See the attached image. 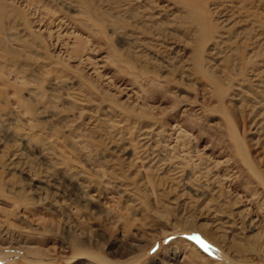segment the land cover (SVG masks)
I'll list each match as a JSON object with an SVG mask.
<instances>
[{
    "label": "rangeland",
    "instance_id": "rangeland-1",
    "mask_svg": "<svg viewBox=\"0 0 264 264\" xmlns=\"http://www.w3.org/2000/svg\"><path fill=\"white\" fill-rule=\"evenodd\" d=\"M126 1L0 0L4 8L3 10L0 8V18L3 15L0 24L5 29L8 30L12 26L16 30L13 28L10 31L11 33L18 32V35L22 34L24 20H29L33 22L31 26L36 31V34L40 36L37 40L28 41L30 42L27 45L29 48L19 47L24 51L22 52L23 54L26 53L31 57L29 59H25L12 51H5L2 48L4 42L0 40V144H5L7 147L13 146L14 143H17L13 136L16 133L27 132L34 135V137L30 138L31 148L36 147L35 151H39L44 159H37L39 158L38 152L31 153L28 149H25L23 153L30 159L28 163L30 165L23 167L25 170L29 169L33 175L49 177L51 183H54V191L59 194V196L58 194L56 196L49 194L47 199L39 200L37 198L39 194L30 192L31 194L28 197H32L33 201L31 200L27 205H21L15 203L14 199L3 196L2 192L0 193V219L5 220L6 218L7 223L12 225L7 230V224L6 226L3 225V227L0 224V243L10 244L11 248L5 251L7 255H0V264H29L23 258V254L28 251L26 248L29 246L34 247V251L26 254H34L35 256H31L33 259H42L39 264H87L74 258L76 251L71 240L75 237L85 242V247L82 249L104 256L107 260L117 264H170L173 262L177 264H219L221 262L219 260L221 258L220 255L223 256V261L232 259L233 248L227 250L222 248L219 251L217 249L214 250L212 246L209 248L215 254L212 257L208 251H204L189 236L182 235L181 232L174 234L173 231L169 230L171 223L180 225L178 219L181 211L173 208H170V211L162 207L159 204L160 202L156 204L158 200L152 197L157 187L152 185L145 175L144 179L143 173L135 178L136 184L141 186H136L141 189L136 191L143 195L138 192L139 196L137 193L134 194L137 201L139 200L135 202V207L133 206L135 211L124 215L122 207L126 204L124 203L126 197L123 193L120 195L121 191L117 190V159H115L117 153L112 154L109 150H106L107 152L104 151L109 144L106 142L101 144L103 136L101 138L98 136L111 132L112 129L102 126L100 127L102 129H99L100 131L92 130V133H82L75 130L78 125L79 113L82 111L80 108H82L81 105L84 102L77 99V101L73 99L71 101V98H66L65 94L74 91L87 96L90 103L84 104L86 109L94 111L95 106H98L103 110L110 111L111 116H113L112 119L120 121L119 125L123 122L120 126L126 129H123V138L127 141L131 138L130 125L126 119L117 115V110L121 108H139L140 106L149 117L158 118V124L165 130L163 134L166 142L164 144H174L173 139L176 143L182 144L180 142L181 139H176V126H181L186 131V134L190 135L186 136L183 146L178 145L179 149L177 151L179 152H176L178 160L174 158L173 164L176 165L174 161H179V165L181 163L183 166L185 165L186 170L195 171L193 166L197 165L194 163L198 162L199 159L204 162V165L215 161L219 163L218 169H216L217 172L213 168L214 166L211 167L212 164H210L208 168L211 169L210 171L213 170L210 173L214 174L216 172L218 176L225 180V186L231 192L240 194L245 200H250V192L257 189V192L262 194V191L248 173L247 168L243 166L244 164H242L239 157L238 144L236 140L234 142L233 140L237 135L240 138L242 137L243 142H245V149H243L247 153L246 155L256 163L260 162L261 159L260 163L264 164V122L260 121L263 118V111L259 106L261 103H257L261 100L259 91L261 89L258 88L259 92H255L257 89L248 87L247 83H239V86L237 85L238 82H241L238 69L243 63L242 59L247 58L242 53L244 49L252 45L251 40L256 41L253 44L260 42V45L263 43L260 45L259 56L252 57L253 61L256 59L254 64L258 63L260 65V57L264 59V53L261 54L262 48L264 50V0H231L230 3L225 2L224 4L228 9H231V6H233V10L237 8L235 12L241 16L240 18L251 15L250 17L254 18L251 22H254L256 26L253 23L250 26L248 22H243V24H238L232 28L231 32L225 34L228 37H236L238 35V39L242 37L249 38L250 44L248 42L245 48L235 46L236 49L239 48V54L236 50L233 52L234 55L231 58L229 56L230 59L227 58V60H225V56L222 58V54H219L220 60L217 63L224 61L216 68L217 74L215 75L219 77V83H217L225 88L229 87V90L222 98L213 91V84H210L211 82L209 81L207 82L206 76L203 78L204 75L194 73L191 60V44L182 30L187 20L182 18L178 12L182 10L180 8L183 0H158V6L152 9L150 8L151 6L147 7L145 5H143L145 6L143 9L142 3L134 1L132 2L133 5L131 4V7H128L125 6ZM200 1L194 0L196 5L202 2ZM218 1L209 2V5L205 4V7L207 6L208 9H211L216 2L217 4L219 3ZM240 1L242 2L238 4ZM68 5L74 8L67 9L68 7L66 6ZM228 5L231 6L229 7ZM235 6L237 7L235 8ZM75 7H78L82 15L79 12L76 13ZM137 8L144 12L145 15L147 14L148 18H152V22L148 23L147 28L138 25L130 26L129 12ZM103 10H107L111 16L116 15L118 17L117 23H110L109 25L107 20L110 18L104 14L101 15ZM88 13L89 15H87ZM104 19H107L106 22ZM255 19L258 24L254 21ZM127 21H129V25L125 24ZM247 23L250 27L254 26L253 30L256 32L253 31L252 33V30H248L246 27ZM259 24L262 28L258 26ZM24 34L26 35V32ZM130 36L131 39L134 36L132 39L134 42L127 38H130ZM0 37H3L1 32ZM20 38L24 39L25 37L20 36ZM28 39L30 40V38ZM212 45L213 43L209 44V46L203 44V50L205 51L203 60L211 61L213 59L209 58V56L206 57L208 49L212 48ZM133 46L134 48L132 49ZM219 47L221 48L219 50L216 48L214 53H220V51L225 50L224 52L226 53L223 52V54L227 55L228 51L226 50L228 48L224 49L222 45ZM231 47L232 50L235 49L233 44H231ZM132 51L137 52V54L141 51V53L144 52L145 54L147 51L148 53L146 52L145 55L148 56L146 58L148 61L150 57L151 59L156 58L154 59L156 60V67L153 69L155 73L142 72L144 66L143 64L140 65L139 60ZM152 52L154 53L152 54ZM211 63L214 62L212 61ZM256 65L255 67H258ZM40 66L43 67L41 68ZM20 67L22 69L26 68L24 74L16 73ZM149 69L151 68L146 67L147 71ZM219 72L221 76H219ZM20 76H24V78L21 80ZM97 76H100V78ZM50 80L52 84L60 80H66L67 84L51 85ZM205 83H208L210 87ZM12 85L14 86L12 87ZM203 89H207V91ZM29 93L35 94V98L37 97L41 102L46 96L53 95V109L62 111L63 117L67 116L69 119L73 118L74 120L61 121L54 125L53 123L44 122V119L47 120L45 115L37 118L43 121L39 127L44 129L35 128L30 123V125H25L24 127H17L14 122L3 116L5 111L1 108L8 101L9 104L12 103L11 106L14 109L18 110L17 96L28 98L27 94ZM29 101L33 107L41 105L40 102H35L33 99ZM196 105H201L202 107L200 106L201 108H199ZM251 107L254 111L251 110ZM223 109L232 118L234 129H237L234 132H232L224 119ZM245 109L248 110L245 111ZM19 110L23 113V117L28 119L24 106H20ZM239 112H243L244 115ZM245 113H248L249 118H246L248 115ZM260 116L262 117L260 118ZM243 119L247 120L243 122ZM259 122L262 124L259 125ZM241 124L244 125L242 128ZM51 128H53V131L51 130L53 133L48 130ZM235 132L237 135H234ZM41 138H44V140H41ZM69 142L70 144L75 143L73 145L74 149L68 146ZM152 143L154 144L155 140H152ZM79 144H81L82 148ZM49 145L52 149H47ZM184 145L186 146L184 147ZM84 147L86 152L81 151ZM165 148L162 153L169 155V149L165 150ZM99 153L102 154L99 155ZM151 153H153L154 157L157 152L151 150ZM182 155L189 156H186V158L183 156L184 160L180 163ZM178 156L180 157L178 158ZM63 160L69 167L74 168L73 170H77L80 176L83 173V177L93 178L95 176L99 181L106 184V194L112 199V204H114L107 214L99 212L98 207H95L93 203L90 207L82 206L84 203L78 201L80 189L77 190L78 187L75 186L76 177L74 179L72 177L71 181L62 179L65 167ZM113 160L114 162H111ZM184 161L187 164L189 163V166H186L183 163ZM219 161L224 163L221 164ZM55 164L59 167L55 166ZM137 165L139 166V163ZM90 167L91 169L88 170ZM262 168H264V165ZM140 170L142 172V169H139V174H141ZM4 171L0 167V188L3 193L8 194L10 191L13 194L17 191V196L22 197L23 194L20 190L28 187V183L23 180L24 175H20L17 172L13 174L10 172L9 174V172ZM94 171L97 173H94ZM138 181H141L147 191L143 189L144 187L142 188L143 185ZM56 188L59 189L56 190ZM149 190L153 193H149ZM42 195L43 193L40 196ZM214 203L211 202L212 207ZM199 204H201V201H198L197 205ZM76 210L79 211V215L87 219L86 224L81 225L74 221L75 215L73 213ZM253 211L256 212L257 210L253 209ZM119 212L123 214V217L125 216V220H128L129 223L130 228L125 229V231L121 229V226H117V215ZM193 214L197 216L198 212L192 211V217H194ZM121 221H123L122 218L119 219V223ZM259 226L261 230L264 228L262 223ZM184 228L186 230L183 233H190L188 225L184 226ZM165 230L167 232L162 234ZM252 242L253 240L250 239L249 243ZM130 246L134 247L132 254H129ZM193 246L198 253L194 255L196 257L189 254L190 248ZM247 248V242L242 241L240 250H243L242 253L244 255L246 254L248 264H264V259H260L252 252L247 251ZM140 255H143V257L139 259ZM126 261L130 262L123 263Z\"/></svg>",
    "mask_w": 264,
    "mask_h": 264
},
{
    "label": "bare ground",
    "instance_id": "bare-ground-1",
    "mask_svg": "<svg viewBox=\"0 0 264 264\" xmlns=\"http://www.w3.org/2000/svg\"><path fill=\"white\" fill-rule=\"evenodd\" d=\"M133 1L136 3H142L141 6H143V5H145L147 7L151 6L150 7L151 9L155 6L156 7L158 6V4H157L158 0H127L125 6L131 7V4ZM201 1H200L201 3H198L199 5H196L194 0H183L182 6L180 8L182 10H179L178 12H179V14H181L180 16L182 18L187 20L186 23H184L185 27L182 30H183V33L185 34L186 38H188V40H189L188 42H190V44H191L190 45L191 46V53H192L191 60H192V66L194 69V73L196 72V73H199L200 75H204L203 78L206 76L207 82L209 81V82H211L210 84H213V88H212L213 91L215 93H217L222 98V96L229 90V87L225 88L221 84H218L219 83V81H218L219 77H217L218 75L217 76L215 75V74H217L216 68L220 63L222 64V62L224 61V60L221 62L219 61L217 63V61L220 60L219 59L220 57H218V56H219V54H222V58H224V56H225V58H226L225 60H227V58H229V56L231 58V56L234 55L233 52H235L236 50L238 52V49L240 47L245 48V46L248 45L247 43L250 41V39L246 38V37H242V38L238 39L237 38L238 35H236V37H228V35L225 36V34L231 32L232 28H234L238 24H243V22H248L249 25L251 26L252 23L254 24V22H251L252 19H254V18H251L250 17L251 15H246L245 17L240 18L241 16L237 15L235 12V10L237 9L236 8L237 6L240 8V6L237 4H236L237 6H235V8H236L235 10L232 9L233 6H231V5L230 6L232 8L228 9L224 4H225V2L230 3L231 0H219L218 4H217V2L215 4L213 3L214 5L211 9H208L207 6L205 7V4L209 5V2H213L214 0H208V1L201 0ZM241 2L242 1H240L238 4H240ZM145 6H143V9L145 8ZM66 7H68L67 9H73L74 8V7L69 6V5ZM0 8L2 10L4 9L1 3H0ZM138 8H140V7H138ZM138 8L135 10H132V11L130 10V12H129L130 15L128 18V19H130V22L127 21V23H125V24L129 25L128 24V22H129L131 24L130 25L131 27L133 25L134 26L138 25L140 27H146L147 28L148 23L152 22V18L151 17L148 18L149 16L147 14L145 15L144 12L140 11ZM242 9L245 10L244 8H242ZM242 9H240V10H242ZM137 10H139V11H137ZM75 11H76V13L79 12L82 15V12H80V10H78V7H75ZM101 13H102L101 15L104 14L105 16H108V18L111 19V20L110 19H108V20L104 19L105 22L107 20L109 25H110V23H112V24L117 23L116 21H117L118 17L116 15L111 16L107 10L106 11L103 10V12H101ZM87 15H89V13ZM2 17H3V15H2ZM2 17L0 18V22L2 21ZM137 21H139V22H137ZM254 21H256V19ZM256 22L258 24V21H256ZM32 23L33 22H31L29 20H24L23 32L24 33L26 32V35L23 32H22V34H19V35H18V32L11 33L10 31H12V29L14 27H12V26L9 27V29H8L9 31H8L7 29H5L3 27V25L0 24V32L3 34V37H0V40H2L4 42V46L2 48L5 51L15 52V53L19 54L20 56L24 57L25 59L31 58L28 54H26V53L23 54L22 52H24V51L19 47H22V48L28 47L27 45L30 43L28 41H31L33 39H35V40L39 39L40 36H38L36 34V31L32 28V26H31ZM248 23L246 25L247 29L252 30V33H253V31L256 32L255 30H253L254 26L250 27V26H248ZM260 24H262V23H260ZM260 24L258 26L260 28H262V26H260ZM254 25L256 26V24H254ZM257 27H256V29H257ZM260 28H259V30H260ZM239 33H240V31H239ZM20 36L25 37V38L27 37V39H25V38L21 39ZM260 37H262V36H260ZM28 38H30V40ZM124 38H126V37H124ZM127 38L131 42H134L132 40L134 38V36L132 39H131V36H130V38L129 37H127ZM127 38H126V40L128 41ZM253 42H256V41L251 40V44H252L251 46L252 47L249 45V47H250V48L248 47L249 49L246 48L243 50L244 52L242 53V55H246L247 58L245 57L246 58L245 61H244L245 58L242 59L243 63L241 62L242 64L240 65V68L238 69L239 78H240L239 80L241 82H238L237 85L239 86V83H243V84L247 83L248 87H252L255 90L257 89L255 92L260 91L261 100L258 101L257 103H259V104L261 103L259 106L261 107V110L263 111V112L261 111L263 114V118H261L262 116H260V118H261L260 121L264 122V59L262 57H260V59H259L260 65H258V63H256L257 65L254 64L256 59L253 58L255 61L252 60V57H258L259 56L260 45L263 43H261L259 45L260 42L258 44L257 43L253 44ZM129 43H126V44H129ZM211 43H213V45H212L213 47L211 46L212 48L208 49V53H207L208 55L206 54V57L209 56V58H213V59H211V61L210 60L205 61L206 59L203 60V57L205 56V55H203L205 53V51L203 50V44H207V46H209V44H211ZM132 44H134V43H132ZM141 44L143 45V43H141ZM144 44H146V43H144ZM231 44H233L234 48H235V46L236 47L240 46V47L232 50ZM249 44H250V42H249ZM13 45H16V46H13ZM135 45H136V43H135ZM220 45H222V47H224V49L228 48L226 50V51H228L227 55L223 54V52L225 50L220 51V53L219 52L214 53V50L216 48H218V50L221 48V47H219ZM134 46L132 47V49L134 48ZM138 46H140V45H138ZM74 47H76V46L74 45ZM147 49H149V48L147 47ZM141 52H138V54H140V55H138L137 52L132 51V53L136 55L135 57L139 60L140 65L143 64V66H144L143 67L144 69H142V72L145 71V72L154 74L155 70H153V69H154V67H156V65H155L156 60H154V59H156V58L152 57L154 59H151V57H150V59L148 61L146 59L148 56L145 55L147 51L145 52V54H144V52L143 53H141ZM237 52H236V54H237ZM153 53L154 52H152V54ZM224 53H226V52H224ZM263 53H264V50L262 48L261 54H263ZM238 54H239V52H238ZM151 56H153V55H151ZM154 56H156V55H154ZM239 58H241V57H239ZM242 58H243V56H242ZM229 59H228V61H229ZM3 60H4V58H3ZM234 60H235V58H234ZM212 61L214 63H211ZM238 61L240 62V60H238ZM236 62H235V64H236ZM236 65H238V64H236ZM255 65L258 67H255ZM40 67L42 68L43 66H40ZM146 67H149L151 69H149L147 71ZM235 67L237 68V66H235ZM178 68H180V67H178ZM25 69L26 68L22 69L20 67L19 71L16 73L24 74L26 71ZM9 71H11V69H9ZM230 71H231V68H230ZM183 75H182V77H183ZM219 76H221L220 72H219ZM20 77H21L20 78L21 80L24 78V76H20ZM97 77L100 78V76H97ZM8 82H12V81H8ZM19 84H20V82H19ZM50 84L51 85H58V84L66 85L67 81L66 80H60L59 82H54L52 84L51 80H50ZM205 84L208 85V83H205ZM13 86L14 85H12V87ZM258 88H260L261 90L258 91ZM203 90L207 91V89H203ZM204 93H206V92H204ZM65 96H67L66 98L69 97L68 99L71 98L70 99L71 101H72V99L75 101H77V100L83 101L84 104H86V105L88 103H90V100L88 99L87 96H85L81 93H78V92L72 91L70 93H66ZM65 96H64V98H65ZM235 96H237V94H235ZM27 97L28 98H25L23 96H17V102L16 103L19 104L18 105L19 109H20V106H24L25 112L28 114V119L23 117V113L19 109L18 110L14 109L11 106L12 103L9 104L8 101L6 103H4V107L1 108L5 111L3 116L6 119L11 120V122H14V124L17 127H24L25 125L31 124L35 128L44 129V128L39 127L40 123H42L43 121L38 120L37 118H38V116H45V115H46L45 117H47V120L44 119L45 120L44 122L53 123L54 125L61 122V121L68 122L70 120L71 121L74 120L73 118L69 119L67 116L63 117V114L61 113L62 111L53 109V107H52L53 95L46 96V97L44 96L45 99L42 102L40 100H38L37 97L35 98V94L33 95V93L27 94ZM32 99L35 102H40L41 105L39 107L31 106L29 100H32ZM83 102H81V103H83ZM78 103H80V102H78ZM84 104L81 105L82 108H80V109L82 111L80 110L81 112L79 113L78 125H77V127H75V130H77L78 132H82V133L85 132L86 133V132H91L92 130L94 131V130L102 129V128H100L102 126H104V128L108 127L110 129H112L111 132H107L106 134H100L98 136L100 138L103 136V138H101V142H102L101 144H104L105 142L107 144H109V146L107 145L108 148H106L104 151L109 150L112 154L117 153V156H116L117 158L115 157V159H117V190L121 191L120 195L123 193L124 196L126 197L125 198L126 200L124 202L126 204L124 207H122L123 208L122 213H125L124 215H127L129 213H133V211H135V208H133V206H134L135 202L137 201V198L134 194L137 193L140 189L139 187H136V186H140V185L136 184L135 178L138 177L139 175H142V173H143V178L145 179V177H144V175H145L146 178L149 180V182L152 185H156V187H157V188H155L154 196L152 197L153 199L158 200V202L156 204H158L160 202L159 204L162 207H164L170 211H171L170 208L177 209V210L181 211L180 218L178 219V221H180V225H176L175 223H171V227L169 229V230L173 231L174 234L181 232L182 235L189 236L191 239L193 237H199L200 240H202L204 243H206L207 245L210 246L209 248H211L213 246L212 248L214 250L217 249L220 251L222 248L223 249L225 248L226 250L229 248H233L232 256H231L232 259L229 261H227V259H225V261H223L222 260L223 256L220 255L221 258L219 260L221 262H219V264H248L246 254L244 255L242 253L243 250H240V246H241L242 241L247 242V247H248L247 251L252 252L255 256H257L260 259H264V228L261 230V227L259 226V224H261V223L264 226V215H263L264 214V168H262V166L264 164L262 165L260 163L261 159H260V162L256 163L253 159H250L246 155L247 153L244 152V149H245L244 143L245 142H243L242 137L240 138L235 132L234 135L236 134L237 136L234 140L233 139L232 140H233V142L236 140V142L238 144L239 155H240L239 157L241 158L242 164H244L243 166H245L247 168L248 173L252 176L253 180L255 181L257 186L259 185V187L261 188V191H262V194H261V192H257V189L255 188L256 190H253L249 194L250 200H247V199L245 200V198L242 197L240 194L231 192V190H229L227 188V186H225V180L222 177L218 176L216 173L217 172L216 169H218L219 163H217L215 161L210 162L207 165L206 164L204 165V162L201 160L203 162L202 163L199 159L200 162L198 161V162L194 163V164H197L196 166L193 164L194 165L193 170H195V171L186 170L187 168L184 167L185 165L183 166V164L181 163L182 160H184L183 156L186 158L187 155H182V158H180L181 165H179V163H178L179 161L178 162L174 161V163L177 166L173 164L172 161L174 160V158L177 157L176 152L177 153L179 152V151H177V149H179L178 145L183 146V141L186 139V136L190 135V134H186V131L183 130L181 128V126H176V134H177L176 139H181L180 142H182V144L176 143V141L174 139H173L174 144H171V145L168 143L164 144L166 142L164 140V134H163L165 130H163L162 126L160 124H158V118L156 119V118L149 117V115H147V113L144 110H142V108L140 106H139V108H134V107L129 108V109L128 108H121V109L117 110V115L126 119L128 121V124L130 125L129 129L131 132V136H130L131 138H129V140L127 141V140H124V138H123V129H125V128L120 126L123 122L119 125L120 121H115L114 119H112L113 116H111V112L108 110H103L100 107L95 106L94 111H92L90 109H86V107H84ZM200 106L201 105H199L197 107L201 108L202 106L201 107ZM203 106H204V104H203ZM194 107H195V105H194ZM254 109H255V107H254ZM247 110L248 109H245V111H247ZM251 110H253L252 107H251ZM251 110H249V111H251ZM194 111H195V109H194ZM240 111H241V109H240ZM223 113H224V119L228 123L229 128L232 130V132L237 130V129H234V124H233V121H232V118L230 117V115L226 114V111L224 109H223ZM242 113H240V114H242ZM242 115H244V113ZM242 115H241V117L243 118ZM246 115H248V113ZM258 117H259V115H258ZM246 118H249V115ZM245 120H247V119H245ZM245 120L243 119L242 121L245 122ZM253 121H252V123H253ZM243 124H241V128L244 126ZM260 124H262V123L259 122V125ZM251 126H253V125L251 124ZM124 127H127V126H124ZM172 128H173V126H172ZM263 129H264V127H263ZM48 130L50 131V133H53L52 132L53 128L48 129ZM168 135H169V133H168ZM13 136L15 137V139L17 141V143H14L13 146L7 147V146H5V144H0V167L2 168V170L4 169L6 172H9V174H10V172H11V174L17 172L20 175L21 174L24 175L23 180L28 183V187H26V189L20 190V192L23 194L22 197L17 196V193H16L17 191L14 192L13 194H11L10 191L8 192L9 195L5 194V193H3L1 188H0V193L2 192L3 196L8 197V198H12V199H14L15 203H19L21 205H23V204L27 205V204H29L28 202H30L31 200L33 201L32 197H28V195H30L33 192L39 194V197H37L39 200L47 199L49 194L56 196L58 193L56 191H54V189H55L54 183L53 182L51 183V180L49 179V177L38 176L37 174L33 175V174H31V171L29 169L25 170L23 167V166L30 165V164H28L30 159L28 158V156H26L23 153V151H25V149H28L31 153H35V152L37 153L38 152L39 158H37V159H41V158L44 159L39 151H35L36 147L31 148L30 138L34 137V135L27 133V132H24V133H16ZM167 138H170V137L167 136ZM41 140H44V138H41ZM152 140H155L154 144L152 143ZM170 140H171V138H170ZM74 144L73 143L70 144V142H69L68 146L70 148H73ZM80 145L81 144H79V146ZM185 146L186 145H184V147ZM76 147H78V146H76ZM154 147H156V148H154ZM165 147H167L169 149V151H170L169 155H164L162 153L164 151ZM48 148L52 149L50 145L47 147V149ZM152 148H154V149H152ZM167 148H165V150ZM39 149H41V148H39ZM151 150L153 152H157L154 157H153V153H151ZM55 151H57V150H55ZM81 151H85V147L83 150L81 149ZM72 154H74V153H72ZM101 154L99 153V155H101ZM197 156H198V154H197ZM179 157L180 156H178V158ZM33 159H36V158H33ZM207 161H209V160H207ZM111 162H114V160ZM63 163H64L63 165L65 167H64V171H63V175H62L63 177L62 176L61 177H62V179H66L69 181L72 180V177H73V179H74V177H76L75 186L78 187L77 190L80 189V191H79L80 196L78 195L79 196L78 201L84 203V204H82V206L83 207H90V205L93 203L95 207H98L99 212H105L107 214L109 212V209L114 204H112V202H113L112 199L109 196H107V194H106V190H105L106 184L102 181H99V179L95 176L93 178H89L88 176H86L87 177L86 178V177H83L84 173H83V175L81 174V176H80V174H78V171L73 170L74 168L72 169L71 166L69 167V165H67L64 160H63ZM137 163H139V166L137 165ZM183 163L186 164V166L187 165L189 166V163L187 164V163H185V161ZM223 163L224 162H222L221 164H223ZM40 164H42V163H40ZM210 164H212L211 167L214 166L213 168H215L216 172L214 174L210 173L213 171V170L210 171L211 169L208 168V166ZM56 165L57 164H55V166ZM57 167H59V166L57 165ZM90 169H91V167L88 170H90ZM139 169H142V172L140 170L141 174H139ZM80 172H81V170H80ZM95 172L96 171H94V173ZM97 172H98V170H97ZM133 172H135V173H133ZM45 174H46V172H45ZM229 176H230V174H229ZM139 183L142 184L141 181ZM143 187H144V185L142 186V188ZM82 188H84V189L82 190ZM57 189H59V188H56V190ZM143 189H145V187ZM136 190H138V191H136ZM145 190L147 191V189H145ZM90 192H92V193H90ZM243 192H244V190H243ZM246 192H248V191H246ZM42 193H43V195L40 196ZM149 193H151L150 190H149ZM139 194H142V193H139ZM139 194H138V196H139ZM18 195H19V193H18ZM58 196H59V194H58ZM198 201H201V204L197 205ZM70 202H72V201H70ZM211 202H213V203L215 202L213 207L211 206ZM154 203H155V201H154ZM139 204H141V203H139ZM80 208H81V206H80ZM253 209H256L257 211L255 212V211H253ZM77 210L73 213L75 215L74 221L77 224H81V225L86 224L87 219L84 216L79 215V211H77ZM113 210H115V209H113ZM192 211H195V213L198 212L197 216L193 214L194 217H192V215H191ZM122 213L119 212V214L117 215V218H118L117 226H121V229L125 231V229H128L130 227H129L128 220H125V218H124L125 216L123 217ZM259 217H260V219H259ZM120 218H122V220H123V221H121V223H119ZM146 218H148V217H146ZM259 220L261 223L259 222ZM7 222L8 221L6 218H5V220L0 219V224H2V227H3V225L6 226V224H7L6 229L8 230V228L12 227V225H11V223H7ZM186 225L189 226L188 229L190 230V233H186V232L183 233V231L186 230L184 228V226H186ZM166 232L167 231L165 230L162 234H164ZM248 232L250 233V235H248L249 234ZM250 239L253 240L252 243H249ZM193 240H195V239H193ZM71 241H72V244H74V249L76 251L74 254V258H76V260H78L80 262H86L87 264H90V263L117 264V263H114V262L107 260V258H105L104 256H100V255L95 254L93 252L82 249L85 247V242L83 240H78V238L75 237V238H72ZM195 242L199 246H201L197 242V240H195ZM238 243H239V245H238ZM70 244H71V242H70ZM5 245L6 244L0 243V255H3V256L7 255L5 253V251L6 250L8 251L9 249H11L9 246L10 244H8L6 246ZM188 246H190V245H188ZM133 248H134L133 246H130L129 254L133 253ZM201 248L205 251V249L203 247H201ZM26 249L28 250V251H26V253L34 251V247H31V246L27 247ZM207 251L209 252L210 256H212V257L215 256L212 249L211 250L208 249ZM26 253L23 254V258H25V260L29 264H39L41 262L42 259L38 260L35 258L33 259V257H31L32 255L35 256L34 254L29 255ZM125 254L128 255L127 253H125ZM189 254L192 256L198 254L196 251V248L194 246L190 248ZM219 254H220V252H219ZM142 257H143V255H140L138 258L140 259ZM194 257H196V256H194ZM127 262H130V261H126L123 263H127ZM170 264H177V263L173 262Z\"/></svg>",
    "mask_w": 264,
    "mask_h": 264
},
{
    "label": "snow or ice",
    "instance_id": "snow-or-ice-1",
    "mask_svg": "<svg viewBox=\"0 0 264 264\" xmlns=\"http://www.w3.org/2000/svg\"><path fill=\"white\" fill-rule=\"evenodd\" d=\"M192 239L197 240V242L201 245V247H203L205 249V251H207L209 249V245H207L206 243H204L202 240H200L199 237H193Z\"/></svg>",
    "mask_w": 264,
    "mask_h": 264
}]
</instances>
